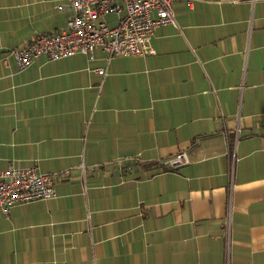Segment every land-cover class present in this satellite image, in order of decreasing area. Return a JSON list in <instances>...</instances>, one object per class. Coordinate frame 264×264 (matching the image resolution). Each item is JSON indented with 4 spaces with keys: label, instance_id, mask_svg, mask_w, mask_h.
<instances>
[{
    "label": "crops",
    "instance_id": "obj_1",
    "mask_svg": "<svg viewBox=\"0 0 264 264\" xmlns=\"http://www.w3.org/2000/svg\"><path fill=\"white\" fill-rule=\"evenodd\" d=\"M173 13L153 55L20 71L5 53L61 30L68 0H0V171L56 191L0 210V264H264V0Z\"/></svg>",
    "mask_w": 264,
    "mask_h": 264
},
{
    "label": "built area",
    "instance_id": "obj_2",
    "mask_svg": "<svg viewBox=\"0 0 264 264\" xmlns=\"http://www.w3.org/2000/svg\"><path fill=\"white\" fill-rule=\"evenodd\" d=\"M191 0H68L71 16L56 33L34 34L23 48L5 53L2 61L11 57L18 70H24L34 61H57L77 54L93 60L96 49L107 59L117 56L154 54L150 38L162 25H175L173 5ZM58 9H62L61 6ZM112 17L113 19H110ZM94 73L105 75L104 68ZM185 163L180 153L164 162L166 168ZM56 191L50 174H40L32 167H14L0 171V210L17 203H32L55 199ZM224 264H231L228 250Z\"/></svg>",
    "mask_w": 264,
    "mask_h": 264
},
{
    "label": "rangeland",
    "instance_id": "obj_3",
    "mask_svg": "<svg viewBox=\"0 0 264 264\" xmlns=\"http://www.w3.org/2000/svg\"><path fill=\"white\" fill-rule=\"evenodd\" d=\"M143 55H151V54H143ZM174 168H176V167H174ZM174 168H172V169H174Z\"/></svg>",
    "mask_w": 264,
    "mask_h": 264
}]
</instances>
